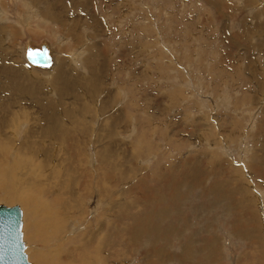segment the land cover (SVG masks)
<instances>
[{"label":"rangeland","instance_id":"rangeland-1","mask_svg":"<svg viewBox=\"0 0 264 264\" xmlns=\"http://www.w3.org/2000/svg\"><path fill=\"white\" fill-rule=\"evenodd\" d=\"M262 4L264 0H0V72L7 68L18 72L13 63H20L21 70L39 78L41 84L35 88L42 96L48 92L57 97L56 88L50 85L59 65L75 81L63 91L56 112L65 118L67 111L61 106L70 108L74 122L68 120L71 129L66 133L73 138L43 139L42 133L34 134V141L42 139L36 141L39 153L25 161V170L33 174L38 172L37 166L45 171L43 164L48 160L64 173L61 192L53 189L40 198L47 202L59 195L57 201L69 205L61 216L65 232L56 235L51 233L52 227L43 230L40 223L34 228L22 201L7 200L8 192L0 190V204H18L23 209L24 239L33 264H87V257L100 253L108 255V262L95 264H145L143 245L148 244L124 243L132 218L150 211L148 203L141 201H147L146 195H156L158 189L164 190L160 191L165 194L163 199L171 204L168 218L178 219L182 215L178 209L187 210V231L176 237L195 234L193 243L201 238V257L184 253L175 239L172 250L166 253L173 261L164 263L165 258L159 261L151 254L153 261L146 264H264V92L256 86L248 64V57L258 59L262 68L264 51L247 53L249 45L243 43L247 37L250 43L264 44V31L258 29L264 22ZM243 27L252 31L251 37ZM49 46L58 56L51 71L35 70L27 64L24 49ZM224 65L230 71L238 70L241 77L233 72L224 78L217 74ZM261 72L264 75V67ZM28 86L31 89L26 96L20 90L15 93L12 87L0 89V120L5 118L8 124L0 130V138L13 145L10 158L22 139L32 134L27 128L29 116L35 112L32 97L38 92ZM247 90L248 102L237 105ZM114 122H118L115 127ZM140 130L153 151L139 158L131 152V142ZM188 155L187 167L198 165L205 171L200 189L199 178L186 179V184L181 177ZM107 161L113 170L106 169ZM217 170L223 173H215ZM74 175H78L75 181ZM171 179L182 190L179 200L170 194ZM241 185L246 189L238 191ZM123 204L131 206L125 209L120 206ZM73 206L76 209L71 210ZM109 222H116L120 229L126 227V231L114 237L118 226ZM107 226L114 227L112 240L99 249L98 235L107 234ZM83 234L90 245L85 251L71 253L72 241ZM207 243L213 244V249L205 247ZM62 246L70 248L63 252L69 254L67 258L49 257L46 250L65 249Z\"/></svg>","mask_w":264,"mask_h":264},{"label":"bare ground","instance_id":"bare-ground-1","mask_svg":"<svg viewBox=\"0 0 264 264\" xmlns=\"http://www.w3.org/2000/svg\"><path fill=\"white\" fill-rule=\"evenodd\" d=\"M10 2V1H9ZM42 3V2H41ZM35 4V3H34ZM44 4V3H43ZM14 5V4H12ZM38 5V4H37ZM42 5V4H41ZM47 5V4H46ZM263 5V4H262ZM261 5V6H262ZM44 6V5H43ZM42 6V7H43ZM264 6V5H263ZM40 7V6H39ZM66 7V6H65ZM25 8V7H24ZM67 8V7H66ZM26 9V8H25ZM41 9V8H40ZM257 11V10H256ZM260 11V10H259ZM16 13V12H15ZM44 13V12H43ZM48 13L45 12L44 15ZM21 15V14H20ZM19 15V16H20ZM48 15V14H47ZM261 16V15H260ZM22 17V16H21ZM68 17V16H67ZM53 19V18H52ZM256 20V18H254ZM261 19V17H260ZM27 20V19H26ZM58 21V18H57ZM257 22V21H256ZM22 23V22H21ZM24 23V22H23ZM262 23V22H261ZM77 24V23H76ZM79 24V22H78ZM77 27V25H76ZM80 27V26H79ZM243 31L244 33L247 35H249L250 33H252L251 30L249 29H245V27H243ZM254 28V27H253ZM232 29V28H231ZM255 29V28H254ZM258 29L261 30L262 32L264 31V22L263 25H259ZM256 31V30H255ZM17 32V31H16ZM264 33V32H263ZM239 34V33H238ZM243 34V33H242ZM247 35V36H248ZM253 35V34H252ZM17 36V35H16ZM254 36V35H253ZM238 37V36H237ZM249 37H251L249 35ZM159 38V37H158ZM156 39V38H155ZM161 39V38H160ZM259 39V38H258ZM262 39V38H261ZM242 40V39H241ZM164 41V40H163ZM244 44H248V48L249 50L247 51V53H253L252 49H256L257 51H264V44H258L255 45L254 42L250 43L251 40L249 41V39L246 37L245 40H243ZM44 42V41H43ZM263 42V41H262ZM45 43L49 45V42H47V40H45ZM235 44V43H234ZM257 44V43H256ZM135 46V44L133 45ZM139 46V45H138ZM246 46V45H245ZM239 47V46H238ZM247 47V46H246ZM130 49H132L131 47H129ZM244 48V47H243ZM129 49V51H130ZM135 49V48H134ZM246 50V49H245ZM39 51V52H38ZM42 51V52H40ZM7 52V51H6ZM45 52L47 54V56L51 59L49 62L48 66H37L33 63H31L30 61V56L33 55L35 53L34 57H31L32 59L36 57H38L39 53ZM59 52V51H58ZM263 54V53H262ZM10 55V54H9ZM45 55V54H43ZM242 55V54H241ZM250 55V54H249ZM264 55V54H263ZM18 56V55H17ZM23 56L24 59L26 60L28 65H31L32 68L41 70V71H51L55 65H56V57L58 58V56H56L55 51L52 49L51 46H49L47 49L43 48L42 50H30V49H24L23 52ZM46 56V55H45ZM46 56V61L48 60V57ZM63 56V55H62ZM36 57V58H37ZM5 59V58H4ZM63 59V58H61ZM248 64L250 65V70L252 72L253 70V75L252 78H256L255 80V84L256 86H260V90L264 92V75L261 72V69L264 67H260L259 63H258V59L255 60L253 58H249ZM13 60V59H12ZM65 60V59H63ZM62 60V61H63ZM261 60V59H259ZM17 61V60H16ZM14 61V62H16ZM19 61V60H18ZM23 61V60H22ZM67 61V59H66ZM94 61V60H93ZM3 62V61H2ZM5 63V62H4ZM67 63V62H66ZM65 63V64H66ZM95 63V62H94ZM14 67H16L17 71H8L5 69L4 71L0 72V89L1 88H11L14 92L17 90H20V93L24 96L27 95V93L29 92V90L31 89V86L29 87L28 85H32L33 88H35L36 85H38L37 83L41 82L39 81L35 74H27V71H23L21 70V66H19L20 63H13ZM89 64V63H88ZM264 64V63H263ZM8 66V64H6ZM10 65V64H9ZM62 65V64H61ZM67 65V64H66ZM92 65V64H91ZM98 65V64H97ZM236 65V64H235ZM11 66V65H10ZM8 66V67H10ZM68 66H70L68 64ZM1 67V66H0ZM60 67V68H59ZM93 67V65H92ZM101 67V66H100ZM11 68V67H10ZM13 68L11 70H13ZM27 68V67H26ZM57 70L54 73L52 80H51V84L50 87L51 88H56V95H51L48 92L43 93L44 96H42V92H40V89H36L35 90L38 92L36 93V95H33V109L35 110V112L33 113V116H29L31 118H29L30 124H29V128H27V125H25L28 130V134L32 133L30 136L25 137L24 139H22L23 141H21V146L20 147H16L17 152L14 156H12L10 158V152L12 150V144L9 142V139H5L2 140V138H0V190H2V188H4L7 192H8V196L5 197L7 200H11V201H15V200H20L23 203L24 209L26 211V213L31 216L32 220L31 222H33V227L34 228H39L40 224H42V228L43 230H49V227L51 228V233H54L56 235H60L63 234L65 232L66 226L64 218L61 217L62 215H64V210L67 209L69 207V205L66 202H62V201H57L58 197H61L59 195H56L54 197H52L49 201L47 202H43L41 200L40 197H43L45 195H47L48 192H52L53 189L57 190V192H61V187H62V182H61V178H63L64 173L62 171L57 170V168L52 165V163L50 162V160H48L47 162H44L46 164H43V168L45 171L43 170H38L39 166H37L36 171L39 172V175L36 176L35 173L33 174L32 171H30V169H26L25 166V161L27 162L28 158L29 160L32 159L30 158V156H34V155H38V149H36L38 146L36 144V141L38 142L39 140H33L34 138V134H38V133H42L43 134V139L45 138H50L53 140H58L61 139L65 136L67 137H71L73 138V134L68 135L66 132L70 131L71 129V123L68 121L70 120L72 121V117L73 114L70 110V108H63V106H61V109L63 111H67L66 112V117L65 118H60V115L57 114L56 112L57 110V106H58V100L62 101V96L64 95L63 91H68V87L73 86V84H75L74 80H70L69 76H67L66 74H64L63 69L61 68V66L59 65L58 67H55ZM70 68V67H69ZM67 68V69H69ZM88 68V67H87ZM217 68V67H216ZM3 69L0 68V70ZM66 69V68H65ZM64 69V70H65ZM98 69V67H97ZM235 69H239V67L235 68ZM15 70V69H14ZM34 70V71H35ZM96 70V68H95ZM213 70H217V69H213ZM55 71V70H54ZM89 71V70H88ZM91 71V69H90ZM99 71V69H98ZM21 74H20V73ZM66 72V71H65ZM70 71H68L69 74ZM94 72V71H92ZM215 72V71H214ZM218 72L217 74H219L220 76H223V78L225 76L228 75V72H233L231 74H233V76L238 77V79L241 77V75L239 74L238 70H228L226 68V66L224 65V67L220 66V68H218ZM8 74L5 75V74ZM36 73V72H35ZM84 73V72H83ZM91 73V72H90ZM98 73V72H97ZM96 73V76H98ZM104 73V72H103ZM229 73V74H230ZM237 73V74H235ZM4 74V75H3ZM37 74V73H36ZM82 74V73H81ZM93 74V73H91ZM78 75V74H77ZM88 75V74H87ZM95 75V74H94ZM85 77V76H83ZM216 77V76H215ZM227 77H231V75H228ZM94 78V77H93ZM92 78V79H93ZM130 78V77H129ZM135 78V77H134ZM97 79V77L95 78ZM94 79V80H95ZM143 79V78H142ZM141 79V80H142ZM228 79V78H227ZM237 79V78H234ZM18 80H21L18 82ZM78 80V79H77ZM91 80V79H90ZM26 81V82H25ZM137 81V80H136ZM80 82V81H77ZM126 82V81H125ZM131 82V81H130ZM142 82V81H141ZM19 83L21 85H23V83H26L28 85V87H22L21 85H19ZM87 83V82H86ZM92 83V82H90ZM88 83V84H90ZM95 83V82H94ZM93 83V85H94ZM99 83V81H98ZM41 83H39L40 85ZM57 84L59 86H62L61 88H57ZM87 84V85H88ZM38 85V86H39ZM86 85V84H85ZM99 85V84H98ZM5 86V87H4ZM92 87V85H90ZM120 86V85H119ZM217 86V85H216ZM85 87V86H84ZM129 87V86H128ZM23 88V90H22ZM89 88V86H88ZM96 89V88H95ZM133 89V88H132ZM2 90V89H1ZM5 90V89H4ZM92 91H94L93 89H91ZM97 90V89H96ZM129 90V89H128ZM257 90V89H255ZM45 91V90H44ZM47 91V90H46ZM52 91V90H51ZM89 91V89H88ZM27 92V93H26ZM35 92V91H34ZM86 92V90H85ZM91 92V91H89ZM137 92V91H136ZM16 93V92H15ZM19 93V95H20ZM71 93V92H70ZM92 93V92H91ZM132 93V92H131ZM31 94V93H30ZM54 94V93H53ZM67 94V93H66ZM125 94V93H124ZM250 94V90L245 91L244 95L242 96L243 98L240 99L239 101H237V105H239V103L241 102H248V98ZM29 95V94H28ZM41 95V96H40ZM89 95V94H88ZM113 95V94H112ZM152 95V94H151ZM111 96V95H110ZM249 96V97H248ZM1 97V96H0ZM3 97V96H2ZM1 97V98H2ZM16 97V96H15ZM31 97V95H30ZM42 97L44 99H42ZM64 97V96H63ZM91 97V95H90ZM96 97V96H95ZM212 98V97H211ZM3 99V98H2ZM14 99V98H13ZM21 99V98H20ZM25 99V98H24ZM170 99V97H169ZM5 100V99H4ZM163 100V99H162ZM213 100V99H212ZM1 101V100H0ZM20 101V100H18ZM7 102V101H4ZM23 102V100H22ZM31 102V101H30ZM150 104V103H149ZM159 104V103H158ZM164 104V102H163ZM30 105V104H29ZM20 106V105H19ZM5 107V106H4ZM7 107V106H6ZM158 107V106H157ZM170 107V106H169ZM88 108V107H87ZM6 110V109H4ZM172 110V109H171ZM215 110V109H214ZM217 110V109H216ZM76 111V110H75ZM79 111V110H78ZM82 111V110H81ZM168 112V110H167ZM166 112V113H167ZM65 113V112H64ZM7 114V113H6ZM15 114V113H14ZM25 114V113H24ZM23 114V115H24ZM36 114V115H35ZM22 115V114H21ZM19 115V116H21ZM165 116V115H164ZM172 116V113H171ZM222 116V115H221ZM226 116V115H225ZM3 117V114L0 118ZM8 117V116H7ZM179 117V116H178ZM223 117V116H222ZM11 118V117H10ZM17 118V117H16ZM25 118L24 119H28ZM171 118V117H170ZM225 118V117H224ZM5 118H3L2 122H0V130H3L4 128L7 127V123L4 120ZM167 119V118H166ZM175 119V118H174ZM223 119V118H222ZM12 120V119H11ZM15 120V119H14ZM23 120V119H22ZM83 120V119H82ZM172 120V119H170ZM77 121V120H76ZM13 122V121H12ZM12 122H10L12 124ZM163 122V121H162ZM165 122V121H164ZM41 123L44 124V126L40 125ZM79 123V122H78ZM116 123L118 122H114L112 123V126L115 127ZM18 124V123H17ZM170 125V124H169ZM11 127V125H9ZM142 126V125H141ZM13 127V126H12ZM23 127V126H21ZM169 127V126H168ZM8 128V127H7ZM173 128V127H172ZM171 128V129H172ZM43 129V130H42ZM22 130V129H21ZM20 130V131H21ZM26 131V130H25ZM18 132V131H17ZM27 133V132H26ZM25 134V133H24ZM27 135V134H26ZM37 138V137H35ZM39 138V136H38ZM42 138V137H41ZM40 139V138H39ZM49 139V140H50ZM69 138H66V140ZM166 139V138H165ZM42 140V139H41ZM40 140V141H41ZM39 141V142H40ZM132 148H131V152L134 154H138L139 158L141 156H144L146 154H149L153 151V146L152 144H150L148 142V140L146 139V135L145 132L143 131H139L133 138H132ZM37 146V147H36ZM264 147V145H263ZM82 148V147H81ZM84 150V149H82ZM263 150V149H262ZM48 151V150H47ZM46 152V151H44ZM65 153H67V155H70L69 152L64 151ZM81 152V151H80ZM83 154V153H82ZM113 154V152L111 153ZM79 155V153H78ZM81 155V153H80ZM161 155V154H160ZM186 155V154H185ZM191 155V154H189ZM189 155L187 156V159L185 161V164L182 165V167H187L188 164L190 163V159L188 158ZM52 156V155H51ZM49 156V158L51 157ZM162 156V155H161ZM213 157V156H212ZM215 157V156H214ZM254 158V157H253ZM257 158V157H256ZM213 159V158H212ZM34 160V159H33ZM45 160V159H44ZM36 161V160H35ZM41 162V161H40ZM42 162V163H43ZM41 163V164H42ZM107 164V168L106 169H112L113 170V165L108 164V161L106 162ZM33 166V165H32ZM28 167V166H27ZM65 167V166H64ZM66 168V167H65ZM33 169V168H32ZM85 169V168H84ZM172 169V168H171ZM233 170H237L235 168H232ZM220 170V169H219ZM217 170L215 173L221 175V173H223L222 171ZM209 171V169H208ZM18 174H17V173ZM205 171H201V168L198 165L195 166H189L187 168H185V170L182 173V178L184 179V183L188 184L189 180L187 181L186 179H193L195 180V178H199L200 180V184L199 181V188H201V182H203V180H201V173L204 174ZM57 174V177L54 179V175ZM66 174V172H65ZM63 175V176H62ZM200 175V176H199ZM216 175V174H215ZM78 176V175H77ZM74 175V181L76 179V177ZM61 177V178H60ZM93 177V176H92ZM219 177V176H218ZM203 179V178H202ZM142 181V180H141ZM144 181V180H143ZM174 181L175 179H171L169 182H172L173 184H169V186H172L171 188V196L172 198H176L177 200H179L181 198V189L174 185ZM183 181V180H182ZM232 182V181H231ZM234 183V182H232ZM235 184V183H234ZM192 185V184H191ZM147 185H145L144 187H146ZM163 186V185H160ZM194 186V185H193ZM197 186V184H196ZM195 186V187H196ZM197 188V187H196ZM209 188V187H207ZM243 189H246L245 186L241 185V187L238 186V191H241ZM70 190V188H69ZM181 190V191H180ZM148 191V190H147ZM160 191H164L163 189H158L156 190V195L153 196H147V201H141V204H147V206L150 208V211L148 213H144L142 214L139 218H132V220L134 221L133 224L131 226L128 227L127 231L128 234L126 233V235H128V240L125 241V244L129 245L131 243L132 246L134 245H143L148 244L147 245H143L144 249H143V255H144V263L146 264L148 261H153V258H150L149 256L152 254L154 255V258L156 257L157 260L161 261L164 259V263L165 262H169V261H173V257L167 256L166 253L168 251L172 250V247L174 246V242L175 239L178 240V242L181 244L182 246V250L184 253H189L192 254V257H195L196 259L198 257H201V238H199L197 240L196 243H193V237H195V234L192 235H185L182 238H177L176 236H180L182 234V232L187 231L186 230V226L188 225V220L185 219L186 215H187V210L183 209V210H179V212H181V216L178 219H171L168 218V214L171 212L170 209V203L166 202L163 197L165 194H162ZM205 191V190H204ZM74 192L71 190V193ZM146 192V191H145ZM173 192V193H172ZM208 193V192H206ZM233 193H237V188L236 185L234 186L233 189ZM70 195V194H69ZM72 195V194H71ZM72 197H74L72 195ZM71 197V198H72ZM252 197V196H251ZM50 198V197H49ZM254 199V197H252ZM251 198V199H252ZM250 199V197H249ZM45 201V200H44ZM57 201V202H55ZM173 201V200H170ZM140 202V201H139ZM164 202V204H163ZM61 204V206H59ZM133 203H131L132 205ZM130 204H123L120 205L122 208H128ZM130 205V206H131ZM136 205V204H135ZM135 207V206H134ZM71 210L76 209V206L70 207ZM120 208V207H118ZM264 210V209H263ZM24 211V212H25ZM122 211V210H121ZM123 212V211H122ZM127 213V212H126ZM123 214V213H122ZM180 215V214H179ZM261 215V213H260ZM260 215H258L260 218H262ZM263 215V214H262ZM126 216V215H125ZM37 217L39 218H44L46 220H48L49 222L45 224V222H40L37 220ZM68 217V216H67ZM119 217V216H118ZM129 217V216H128ZM25 218V217H24ZM121 218V217H120ZM68 219H70L68 217ZM67 219V220H68ZM124 220V219H123ZM261 220V219H259ZM118 221V220H117ZM116 221V222H117ZM122 221V220H121ZM263 221V220H262ZM115 222V223H116ZM131 222V221H130ZM114 222H109L108 224L113 225L114 227L118 228L114 231L113 236L115 237L116 235H120L122 232L126 231V227L124 229H120L119 224H115ZM118 223V222H117ZM255 223V222H254ZM262 225V224H261ZM24 226V224H23ZM113 226H107L104 228V230L106 231L107 234H103V235H98V241H99V249L104 248L105 245H108L109 240L112 237V231L114 230ZM264 228V226H262ZM26 228V227H25ZM28 228V227H27ZM30 229V228H29ZM47 230V231H48ZM25 231V230H24ZM50 231V230H49ZM44 233V232H43ZM100 233H102V229L100 230ZM38 235H42V232L39 231ZM125 235V236H126ZM102 236V237H100ZM84 237H87L85 234L81 235V237H78L76 239V241L74 242V240L72 241V243H74V247L70 248L68 246H62L65 249H57L56 251H54V249H48L46 251H50V255L49 257L52 258H60L61 260H64L65 258L68 257V255H63L64 250H70L71 253H73V251H78V250H84L87 249V247L90 245H87V242L89 243L90 241H88L89 239H85ZM197 237V235H196ZM127 239V238H126ZM179 239H183V240H179ZM197 239V238H195ZM51 240V239H50ZM112 240V239H111ZM110 240V241H111ZM213 240V239H212ZM53 241V240H51ZM57 241V240H55ZM123 241V240H122ZM206 241V240H205ZM48 242V241H47ZM159 242L160 245H159ZM61 244V243H60ZM47 245V244H46ZM195 245H198L197 247H195ZM60 246V245H59ZM130 246V245H129ZM61 247V246H60ZM205 247H208L209 249H213V244L207 243V245ZM105 249V248H104ZM259 251V250H258ZM99 252V251H98ZM197 252V253H196ZM75 253V252H74ZM88 255V254H87ZM86 261V258L83 257V262ZM100 261H105L108 262V255H102L101 253L98 254L96 257H87V264H95L96 262H100ZM155 261V260H154ZM162 263V262H161ZM68 264H72V263H68ZM155 264V263H154Z\"/></svg>","mask_w":264,"mask_h":264},{"label":"water","instance_id":"water-1","mask_svg":"<svg viewBox=\"0 0 264 264\" xmlns=\"http://www.w3.org/2000/svg\"><path fill=\"white\" fill-rule=\"evenodd\" d=\"M39 52V51H38ZM42 52V51H40ZM47 56L45 52H43ZM42 53L30 56L31 63L48 66L51 59ZM0 264H33L27 253L23 231V209L20 205L0 204Z\"/></svg>","mask_w":264,"mask_h":264}]
</instances>
